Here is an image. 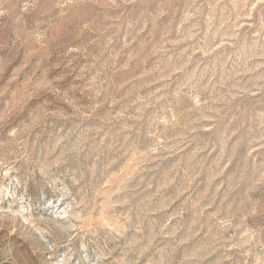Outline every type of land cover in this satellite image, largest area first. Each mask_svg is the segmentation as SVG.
Wrapping results in <instances>:
<instances>
[{"label": "rangeland", "instance_id": "obj_1", "mask_svg": "<svg viewBox=\"0 0 264 264\" xmlns=\"http://www.w3.org/2000/svg\"><path fill=\"white\" fill-rule=\"evenodd\" d=\"M0 264H264V0H0Z\"/></svg>", "mask_w": 264, "mask_h": 264}]
</instances>
